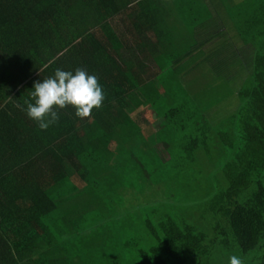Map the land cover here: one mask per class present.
I'll return each mask as SVG.
<instances>
[{"label":"trees","instance_id":"1","mask_svg":"<svg viewBox=\"0 0 264 264\" xmlns=\"http://www.w3.org/2000/svg\"><path fill=\"white\" fill-rule=\"evenodd\" d=\"M167 2L0 0V264H40L56 254L48 264H66L64 252L79 232L91 240L88 245L104 250L101 239L120 232L115 225L133 226V216H119L113 194L97 192L104 175L120 170L124 156H132L127 163L137 150H156L167 186L198 151L215 163L217 147L209 204L199 206L208 217H196L199 209L188 205L180 214L170 207L155 223L144 218L153 244L138 250L135 264H228L233 254L244 264H264V0H227L231 29L223 23L200 33V23L194 41L171 53L178 84L185 59L205 54L203 62L211 66L206 85L223 88L224 96L231 91L230 105L220 111L217 95L215 104L183 86L170 92L161 77L153 52L170 56L171 45L159 42L168 36ZM214 2L209 9L222 14L223 0ZM57 68L95 75L105 99L84 118L71 107L59 110V121L40 130L24 102L33 83ZM212 115L215 124L223 121L218 129ZM174 136L184 153L171 157ZM87 188L96 189L84 198L85 206L72 202ZM87 210L94 213L79 220ZM56 217L62 220L58 226L51 223Z\"/></svg>","mask_w":264,"mask_h":264},{"label":"rangeland","instance_id":"2","mask_svg":"<svg viewBox=\"0 0 264 264\" xmlns=\"http://www.w3.org/2000/svg\"><path fill=\"white\" fill-rule=\"evenodd\" d=\"M155 1H164L166 0H155ZM168 5L164 3L166 6L165 10L169 15V10L171 11V21L168 26L164 30L168 33V36L162 35V40H159L160 43L164 45L168 43L170 44V56L164 54L162 49H159L158 52L154 51V58L159 63L160 67L163 69V73L161 74L162 79L165 80V84L167 88L170 89V92H178L177 90H182V87L186 89L189 88L194 94H199V97L206 101L207 99H213L215 104H218L221 100V103L218 105V110L220 111L222 107L227 104V100L229 99V95L231 91L223 88L210 87L209 83L206 85V77H208L210 73L211 66L207 63L203 62L205 54H199L192 57V62H183L181 70L178 72L181 74L182 78H192V81L181 80V76L179 77L180 82L178 84V80L174 79L172 71L170 70V65L172 61L176 59L173 57L174 55H178L180 51H182V46H187V44L192 43L194 40L193 37L194 31L197 28L198 24L202 23L203 25L200 28V33H203L201 30L213 31L215 29H219L220 25L223 23L231 29V21L228 19L227 15V0H223L225 5V10H221L222 14H215L208 7V2L211 0H167ZM235 2H239L240 0H234ZM244 2V1H243ZM179 6V11H177V7ZM220 8V7H219ZM217 11V9H216ZM173 14V15H172ZM204 23H207L206 25ZM164 24V23H163ZM205 25V26H204ZM164 36V37H163ZM155 42V38H153ZM152 41V42H153ZM157 42V41H156ZM169 45V46H170ZM171 53L173 56H171ZM222 76V75H221ZM232 88L234 87V80ZM192 82V84L190 83ZM176 84L177 88L172 86V84ZM207 87L209 89H207ZM217 89V90H216ZM188 90V91H189ZM204 93V96L202 95ZM217 95V101L215 102V97ZM214 103L211 104L214 105ZM230 107V106H228ZM209 112V110H208ZM229 111L224 109L222 113V117H227L229 115ZM221 115V114H220ZM218 120V119H216ZM231 120V119H230ZM212 124L214 127L215 120L213 119V115L211 117ZM230 122V121H229ZM228 123V122H227ZM223 125V121H220L214 129H218ZM231 126V125H226ZM233 126V125H232ZM213 135V134H212ZM179 140L174 136L173 139V148L169 150V155H178L180 153H184L182 149L179 147ZM177 148L181 151H177ZM156 150L152 153H141L138 150L136 154H133L136 158L128 159L127 163L123 161L126 158H132L131 155L124 156L122 162L118 165L120 170L113 175L108 173L106 176L105 183L102 186H98L97 192L98 196L104 194L107 191V195L113 194L112 201L113 205L116 206L119 216H133L132 220V229L126 230L120 225H115L117 229L113 231H120L116 233H109L107 236L101 239L102 249L94 248L91 245V240L88 236L82 237L80 236V232L78 235L74 233L75 237L71 239L72 247L69 251L64 252L66 264H135L138 258L137 253L138 250L142 248H147L153 244L150 236L145 231V227L142 226L144 218H150L152 222H156L158 218L163 215L170 209L173 208V213H178L182 211V208L185 206H190L193 211L199 209V206L209 204L207 198L208 193H210V183L211 176H213V169L216 166L217 162L216 156L218 155L219 148L214 149V154L212 152V159L215 161L213 164H210L207 160L208 154L205 156L203 152L194 153L196 157V161L193 162L190 166H188L187 161L183 163L182 171L174 172L172 175L171 181H168L166 186V182L162 183V179L164 177L163 171H161L160 165H157L156 159L158 155L155 153ZM164 153V152H163ZM106 159L108 156H104ZM111 159V157H108ZM107 160V159H106ZM112 162H115V159H112ZM117 168V169H118ZM109 175V176H108ZM148 178H147V177ZM110 178H113L110 180ZM120 179L124 184L116 181L115 179ZM147 178V179H146ZM152 181V182H150ZM214 187V186H213ZM96 188L90 190L87 188L81 195L80 198H75L73 201H80L81 207L84 204V198L90 193V191H94ZM86 194V195H85ZM107 201V199H105ZM105 201V202H106ZM93 202L96 204L98 199H94ZM202 209V208H201ZM201 209H199L194 214L196 217H200V214H203ZM139 211V212H138ZM94 212L91 210H87L84 213V217L81 216L79 220H87L86 216L91 215ZM106 214V213H105ZM110 216L111 215L107 214ZM115 222H120L118 220V215L115 214ZM114 216V215H112ZM135 216V217H134ZM203 217H208L207 214H203ZM112 220V219H111ZM83 227L88 228V224L83 223L86 221H80ZM125 227L128 226V222H125ZM206 226V222L204 224ZM94 227H97V224H94ZM98 231L99 228H96ZM87 230V229H86ZM86 230H83L82 233H85ZM82 231V230H81ZM116 243V245H115ZM84 244V245H83ZM121 249L122 254L115 251V249ZM139 248V249H138ZM120 252V250H119ZM120 255H115L117 254ZM57 255V256H56ZM52 255L48 257V261L40 264H48L50 261H54L56 257L59 255ZM117 256L118 259L113 258ZM51 259V260H50ZM72 260V262L69 261ZM54 264V263H53Z\"/></svg>","mask_w":264,"mask_h":264},{"label":"clouds","instance_id":"3","mask_svg":"<svg viewBox=\"0 0 264 264\" xmlns=\"http://www.w3.org/2000/svg\"><path fill=\"white\" fill-rule=\"evenodd\" d=\"M105 99L98 78L83 69H55L53 74L33 83L28 99L25 100L27 117L40 130H47L59 121V110L71 107L79 118L90 115ZM228 264H244L238 255H231Z\"/></svg>","mask_w":264,"mask_h":264},{"label":"crops","instance_id":"4","mask_svg":"<svg viewBox=\"0 0 264 264\" xmlns=\"http://www.w3.org/2000/svg\"><path fill=\"white\" fill-rule=\"evenodd\" d=\"M211 1L215 4L214 0H211ZM233 1H234V0H233ZM51 223H52V225H56V224H57V226H58L59 223H62V220H61L60 217H56V218L51 219ZM60 234H62V235H64V236H68V235H69V234L66 233V232H60ZM71 262H72V261H71Z\"/></svg>","mask_w":264,"mask_h":264}]
</instances>
